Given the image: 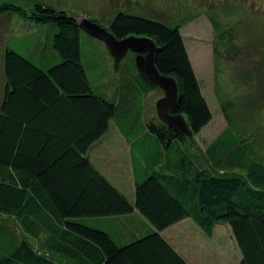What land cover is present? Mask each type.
<instances>
[{
  "label": "trees",
  "instance_id": "obj_1",
  "mask_svg": "<svg viewBox=\"0 0 264 264\" xmlns=\"http://www.w3.org/2000/svg\"><path fill=\"white\" fill-rule=\"evenodd\" d=\"M12 13L37 25L8 38L2 54L0 264H190L162 233L184 218L209 238L225 224L237 247L234 264H264V154L249 124L231 113L233 99L217 85L226 125L205 145L202 160L187 149L195 147L212 112L179 23L118 11L107 28L117 39L133 35L155 42L156 69L175 77L179 87L170 113L184 115L192 142L156 115H134L135 97L157 88L140 76L137 53L125 63L120 100H111L92 87L75 12L1 1L0 15ZM110 121L131 142L134 202L88 155ZM135 211L143 234L126 241L105 227L107 220Z\"/></svg>",
  "mask_w": 264,
  "mask_h": 264
},
{
  "label": "rangeland",
  "instance_id": "obj_2",
  "mask_svg": "<svg viewBox=\"0 0 264 264\" xmlns=\"http://www.w3.org/2000/svg\"><path fill=\"white\" fill-rule=\"evenodd\" d=\"M1 1L17 3L27 10L31 9L35 3H45L58 9L75 12L78 22L82 18L95 19L104 27L108 26L109 20L118 11L161 19L168 23H179L201 90L207 98L212 112L210 121L195 136V147L192 148L187 144V149L191 154L198 153L200 155L197 157L198 161L202 160L201 155L205 145L226 125L218 97L214 91V87L217 85L224 97L233 99L231 113L235 118L249 124V131L255 138L257 151L264 154V0ZM131 3L137 5H131ZM209 15L212 16V19H216L218 24L220 23L219 28H213ZM9 19V28L6 27L8 20L2 21L3 26L0 28V101L4 88L3 39L20 32L34 31L36 27H30L29 22L21 19L17 13H12ZM0 24H2L1 21ZM81 50L82 61L92 87L97 92L104 93L108 99L119 101L122 92L120 84L123 81L126 84L124 78L128 76L125 63L132 58L131 52L126 54L120 62L118 71H115L113 60L101 40L83 33ZM162 95L163 92L156 88L146 95L135 97L137 103L134 115L140 112L141 120L156 115L154 105ZM115 126L114 121H110L109 131L106 135L110 134ZM133 153L140 156L136 147L133 148ZM10 221L14 222V225L19 227L23 234L18 220L14 218ZM180 234L189 235L190 239L188 240H192L194 237L199 239L202 236L200 232L194 234L187 223H181V226L178 224L164 232L168 239L173 240H177L176 237ZM220 240L225 243L228 252H233L237 248L232 245L233 239L223 223L217 225L210 242L216 244L215 241ZM199 242L204 243L200 239ZM192 245L198 246L191 244L192 249H187L188 256H200L201 254L196 253ZM234 263L237 262L227 264Z\"/></svg>",
  "mask_w": 264,
  "mask_h": 264
},
{
  "label": "crops",
  "instance_id": "obj_3",
  "mask_svg": "<svg viewBox=\"0 0 264 264\" xmlns=\"http://www.w3.org/2000/svg\"><path fill=\"white\" fill-rule=\"evenodd\" d=\"M28 4H32V3H28ZM131 5H137V4L131 3ZM9 17L11 18V16L7 14L0 15V21L2 23L0 24V28L1 26H3L2 21L4 20H8L6 27L9 28V24H10ZM32 23L33 22H29L28 25L30 27H34L35 25ZM29 32L32 31H26L23 33L20 32L21 34L18 33L13 36L5 37L3 39L2 48L4 49L6 40L8 38L11 39L15 37H21ZM108 131H109V126L108 129L105 131V133L97 141H95L92 147L88 150V155L92 160V162L96 165V167L116 187H118L128 197V199L131 202H134L135 178H134V172H133V166L131 160L132 158L131 142L128 141L123 136L121 130L117 125L111 131L110 134L106 135ZM135 222L137 223V225ZM181 223H187L188 227L191 228L194 234L200 232L202 236L199 239L204 242V243L199 242L198 237H194L192 239L193 241L188 240L190 239V236L189 235L186 236L183 234H180L178 237H176L178 238L177 240L169 239L172 242V244L179 250V252H181L185 256V258L188 260L190 264H227L230 262H236L238 255L235 251L228 252V248L225 246V243H223L222 240L215 241L216 244L214 243L211 244L210 241L213 239V237L211 238L205 237L204 234L197 227V225L189 218H184L178 221L177 223L170 225L169 227L164 229L162 233L164 234L165 231H169L170 229L176 227V225L178 224L179 226H181ZM142 224L140 222L138 214L135 211L128 215L119 216L107 220L105 227L110 226L111 228L112 227L115 228L118 235L123 236L122 240L125 239L127 241V239L133 237L134 234H136V236H139L145 232L146 228L141 226ZM138 226H141V228L138 229ZM216 227L214 228V234ZM191 244L198 245V246L196 245H192V246L196 251V253L201 254L200 256H195V257L188 256L189 253L187 249L188 248L192 249ZM217 244L218 246L216 247ZM188 245H190V247H188Z\"/></svg>",
  "mask_w": 264,
  "mask_h": 264
},
{
  "label": "water",
  "instance_id": "obj_4",
  "mask_svg": "<svg viewBox=\"0 0 264 264\" xmlns=\"http://www.w3.org/2000/svg\"><path fill=\"white\" fill-rule=\"evenodd\" d=\"M78 26L84 33L104 43L113 60L115 71H118L121 60L129 51L137 53L134 63L140 76L163 92V95L157 99L154 105L157 118L163 124L179 129L192 142L193 135L184 115L170 113V110L178 103L179 87L175 77L162 75L156 69L154 65V53L157 49L155 42L146 37L133 35L117 39L107 27L88 18H82L78 22Z\"/></svg>",
  "mask_w": 264,
  "mask_h": 264
}]
</instances>
